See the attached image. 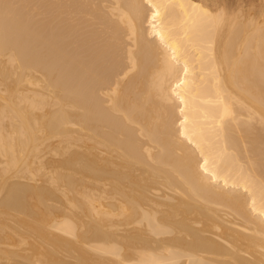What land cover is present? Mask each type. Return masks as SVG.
<instances>
[{
  "label": "bare ground",
  "instance_id": "6f19581e",
  "mask_svg": "<svg viewBox=\"0 0 264 264\" xmlns=\"http://www.w3.org/2000/svg\"><path fill=\"white\" fill-rule=\"evenodd\" d=\"M0 264H264V0H0Z\"/></svg>",
  "mask_w": 264,
  "mask_h": 264
}]
</instances>
